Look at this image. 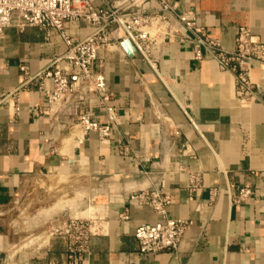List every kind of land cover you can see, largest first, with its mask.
Listing matches in <instances>:
<instances>
[{
	"label": "crops",
	"instance_id": "0c3cea01",
	"mask_svg": "<svg viewBox=\"0 0 264 264\" xmlns=\"http://www.w3.org/2000/svg\"><path fill=\"white\" fill-rule=\"evenodd\" d=\"M86 1L99 9L127 0ZM169 1L175 12L168 15L169 36L151 48L154 67L129 56L117 41L98 52L95 71L106 77L111 98L101 104L91 97L80 110L102 125L108 123L107 109L115 110L107 140L85 134L73 111H48L49 81L33 80L3 102L0 96V264H68L64 241L49 238L42 247L26 249L14 228L22 216L17 203L34 179L53 181L50 204L41 213L50 226L85 216L86 203L99 197L94 218L103 233L82 264H264V66L252 71L254 101L241 104L234 75L207 54L197 61L192 35L178 20L191 16L232 52L240 27L264 43V0ZM144 9L154 14L160 7L147 3ZM67 32L82 40L93 29L73 22ZM65 51L58 36L47 40L36 27L0 33V93L19 89L22 66L35 77ZM195 175L202 184L191 192ZM245 187L250 199L235 202ZM143 191L169 200L164 218L129 202ZM164 219L191 224L178 250L141 255L136 230Z\"/></svg>",
	"mask_w": 264,
	"mask_h": 264
},
{
	"label": "built area",
	"instance_id": "2783aa9c",
	"mask_svg": "<svg viewBox=\"0 0 264 264\" xmlns=\"http://www.w3.org/2000/svg\"><path fill=\"white\" fill-rule=\"evenodd\" d=\"M147 3H156L160 7L159 12H146L144 6ZM174 12L169 0H127L99 9L93 8L86 0H0V33L12 28L22 32L26 28L36 27L45 32L47 40L56 35L66 47L64 54L56 57L48 69L35 77H29L28 67L22 66L20 70L25 81L17 91L0 93L1 101L14 97L33 80L49 81L51 89L44 91L48 111L59 106L73 111L78 126L85 134L96 132L101 139L107 140L111 134V124L116 120L115 110L107 109L108 123L104 125L95 121L89 111L80 110L91 97H97L101 104H106L111 98L106 77L95 71L98 52L115 41L120 48L129 41L135 54L154 67L151 48L159 39L169 36L168 15ZM178 20L192 35L195 59L202 62L205 54L209 55L222 72L234 75L238 101L243 105L254 101L257 87L251 75L256 65L264 66V43L258 41L249 28L240 27L235 38V49L228 52L191 16L181 15ZM73 22H83L93 32L85 39H74L67 32V25ZM201 184V176H193L190 191L199 190ZM217 196L218 191L213 190L211 201L214 202ZM250 197L251 190L245 187L239 190L235 202L243 203ZM129 202L149 206L163 218L170 204L158 191L133 194ZM190 226L187 221L168 219L141 226L134 235L138 252L141 255L175 253ZM102 233V224L96 218H70L55 223L50 237L64 241L68 264H82L91 253L93 239Z\"/></svg>",
	"mask_w": 264,
	"mask_h": 264
},
{
	"label": "rangeland",
	"instance_id": "374dc122",
	"mask_svg": "<svg viewBox=\"0 0 264 264\" xmlns=\"http://www.w3.org/2000/svg\"><path fill=\"white\" fill-rule=\"evenodd\" d=\"M52 182L53 181L49 179H34L29 181L25 196L17 203L16 211L22 214V216L15 222L14 228L17 229V233L22 235V245L25 246L26 249L42 247L47 243L49 238H51L50 233L52 225L46 224V220H44L43 217L48 216H46V214L43 216L41 213L43 207L50 204L49 202L52 198L51 192H53V189H51V186H53ZM75 185L78 188L81 183L76 182ZM46 189L47 192L50 190L48 195L43 193ZM76 200H81V203L84 202L82 195H77ZM98 202L99 197L93 195L90 201L85 205V210L88 211V214L78 217L94 218L95 215L100 212Z\"/></svg>",
	"mask_w": 264,
	"mask_h": 264
},
{
	"label": "water",
	"instance_id": "95a60500",
	"mask_svg": "<svg viewBox=\"0 0 264 264\" xmlns=\"http://www.w3.org/2000/svg\"><path fill=\"white\" fill-rule=\"evenodd\" d=\"M122 48L129 56L135 54V49L133 48L132 44L129 41H126V43L122 45Z\"/></svg>",
	"mask_w": 264,
	"mask_h": 264
},
{
	"label": "bare ground",
	"instance_id": "6f19581e",
	"mask_svg": "<svg viewBox=\"0 0 264 264\" xmlns=\"http://www.w3.org/2000/svg\"><path fill=\"white\" fill-rule=\"evenodd\" d=\"M100 194V193H99ZM94 209V208H93ZM97 212H98V210H97ZM95 215V214H94Z\"/></svg>",
	"mask_w": 264,
	"mask_h": 264
}]
</instances>
